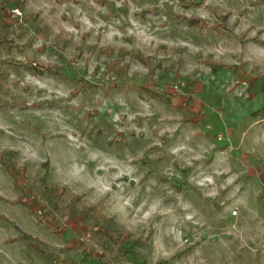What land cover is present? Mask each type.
Here are the masks:
<instances>
[{"label": "rangeland", "instance_id": "obj_1", "mask_svg": "<svg viewBox=\"0 0 264 264\" xmlns=\"http://www.w3.org/2000/svg\"><path fill=\"white\" fill-rule=\"evenodd\" d=\"M0 37V264H264V0H0Z\"/></svg>", "mask_w": 264, "mask_h": 264}, {"label": "trees", "instance_id": "obj_2", "mask_svg": "<svg viewBox=\"0 0 264 264\" xmlns=\"http://www.w3.org/2000/svg\"><path fill=\"white\" fill-rule=\"evenodd\" d=\"M95 1H97V2H99V3H102L103 2V0H95ZM3 8V7H2ZM1 42H4V40H3V38H1L0 37V43ZM136 55H138V54H136ZM139 56V55H138ZM142 61L144 62L145 60L142 58ZM264 111V110H263Z\"/></svg>", "mask_w": 264, "mask_h": 264}]
</instances>
